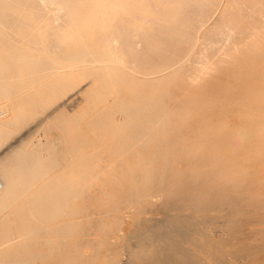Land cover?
Instances as JSON below:
<instances>
[{
  "label": "bare ground",
  "instance_id": "bare-ground-1",
  "mask_svg": "<svg viewBox=\"0 0 264 264\" xmlns=\"http://www.w3.org/2000/svg\"><path fill=\"white\" fill-rule=\"evenodd\" d=\"M250 249L264 0H0V264H264Z\"/></svg>",
  "mask_w": 264,
  "mask_h": 264
},
{
  "label": "rangeland",
  "instance_id": "rangeland-1",
  "mask_svg": "<svg viewBox=\"0 0 264 264\" xmlns=\"http://www.w3.org/2000/svg\"><path fill=\"white\" fill-rule=\"evenodd\" d=\"M186 159H188V160H186ZM190 157H188V155L184 158V163H183V165L185 164V165H187L189 162H190ZM198 164V162L196 163V165ZM189 165V164H188ZM198 184H200V181L198 180V182H197ZM185 194H188V192H189V188H186L185 189ZM158 201V200H157ZM157 201H155V203L157 204H159V202H157ZM187 201V200H186ZM185 201V202H186ZM193 209H191V208H189L188 209V211H192ZM209 212L211 213V214H215L216 215V217L215 218H213L212 219V222L213 223H218L219 222V220H221V218L220 217H218V215H217V212H219V210L217 209V208H212V209H210L209 210ZM197 213V212H196ZM199 213V212H198ZM147 215L148 216H154V217H163L164 216V214L160 211L159 213L158 212H156V213H153V214H151V213H147ZM218 219V221H215V220H217ZM245 223V224H244ZM243 224H244V226H243ZM212 224H210L209 226H211ZM234 225L236 226V227H238V229L240 230H242V231H249V227L250 226H252L251 225V222H248L247 223V221H238L237 223H234ZM242 225V226H241ZM256 225H262V223H260V224H256ZM133 227H136V224H134L133 223V218L132 217H128V218H126V223H125V225H124V232H126V233H130V230H131V228H133ZM126 240L124 239V238H122L121 240H120V242H125ZM234 243H235V245H237V244H240V243H243L242 241L243 240H238L237 238H235L234 240ZM252 242H258V241H255V240H253ZM232 247H233V245H232ZM243 252V251H242ZM200 253H202V254H204V252H202V251H200ZM245 255H249L248 257H250L251 259H253V258H255V257H257V258H261V259H263L264 258V249H261V250H252V249H250V250H247L246 251V254ZM231 260H232V258H231ZM102 261H103V259L101 258V259H99L97 262H96V264H101L102 263ZM261 262L262 261H256V263L257 264H261Z\"/></svg>",
  "mask_w": 264,
  "mask_h": 264
}]
</instances>
